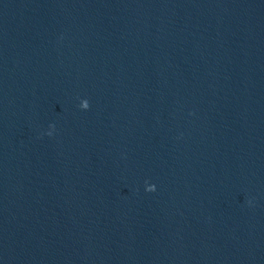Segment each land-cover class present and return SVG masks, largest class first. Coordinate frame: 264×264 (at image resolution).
Instances as JSON below:
<instances>
[{"label": "water", "instance_id": "95a60500", "mask_svg": "<svg viewBox=\"0 0 264 264\" xmlns=\"http://www.w3.org/2000/svg\"><path fill=\"white\" fill-rule=\"evenodd\" d=\"M0 264H264V0H0Z\"/></svg>", "mask_w": 264, "mask_h": 264}, {"label": "clouds", "instance_id": "9594fccd", "mask_svg": "<svg viewBox=\"0 0 264 264\" xmlns=\"http://www.w3.org/2000/svg\"><path fill=\"white\" fill-rule=\"evenodd\" d=\"M80 107L82 108V109H88V107H89V103H88V101L87 100H83L82 102H81V104H80ZM147 191H155V185H150V186H148V188H147Z\"/></svg>", "mask_w": 264, "mask_h": 264}]
</instances>
